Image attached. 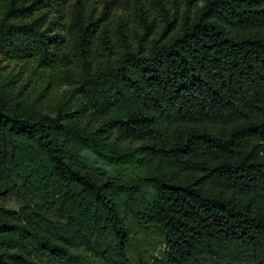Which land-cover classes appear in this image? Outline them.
<instances>
[{
	"label": "trees",
	"instance_id": "1",
	"mask_svg": "<svg viewBox=\"0 0 264 264\" xmlns=\"http://www.w3.org/2000/svg\"><path fill=\"white\" fill-rule=\"evenodd\" d=\"M86 2L0 0V61L35 77L14 92L0 66V199L52 195L60 219L0 206V264H69L97 243L105 264H131L132 223L168 264H264V0H173V14L156 0L157 21L137 1L133 37Z\"/></svg>",
	"mask_w": 264,
	"mask_h": 264
},
{
	"label": "rangeland",
	"instance_id": "2",
	"mask_svg": "<svg viewBox=\"0 0 264 264\" xmlns=\"http://www.w3.org/2000/svg\"><path fill=\"white\" fill-rule=\"evenodd\" d=\"M68 1L73 3L75 0ZM137 1L143 11L146 12L148 20L156 18L155 20L157 21L160 19L155 7L156 0H87L86 9L88 12H92L95 17H103V22L109 26L111 34H114L120 29L117 22L122 20L126 32L130 37H133V32H141L138 16L139 12L138 8L135 6ZM163 4L166 5L170 14L174 13L175 6L173 0H163ZM199 5H201V3ZM178 7H180L178 14L182 15L184 8L183 4L179 3ZM156 24L158 25V30L161 31L163 24L160 21ZM157 35L156 30L154 37ZM0 66L5 76L19 77L14 92H27L35 82V77L29 73H25V70H23L22 65L19 63L0 61ZM65 89L66 87L49 89L44 93V98L40 100V104H42L45 111L49 112L53 109L61 93ZM79 124L81 127L88 128L95 126L93 120L88 121L86 119L81 120ZM132 146L133 144L124 142L120 147L125 148ZM80 158L90 167L96 168L113 177L134 181L142 176V172L138 168L127 165L120 167L110 166L88 153L82 152ZM142 191L145 196H149L151 193L150 188L145 186L142 187ZM53 201L52 195L43 196L35 190L30 193L29 191L24 192L20 197L0 199V206L10 211L18 212L21 215L27 216L30 211H35L46 216L50 220L60 221L53 211ZM62 225V228L66 230L68 236H71L65 224L62 223ZM131 229V246H129L127 250L131 264H168L164 255L162 238L158 233L142 231L134 223H132ZM71 252L72 254L68 258L69 264H105L103 247H101L99 243L89 246L81 244ZM35 261L39 264H47L46 258L43 256H38Z\"/></svg>",
	"mask_w": 264,
	"mask_h": 264
}]
</instances>
